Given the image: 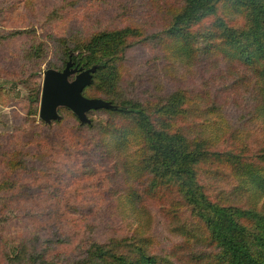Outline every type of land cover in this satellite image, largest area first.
<instances>
[{
	"label": "rangeland",
	"instance_id": "374dc122",
	"mask_svg": "<svg viewBox=\"0 0 264 264\" xmlns=\"http://www.w3.org/2000/svg\"><path fill=\"white\" fill-rule=\"evenodd\" d=\"M182 4L183 0H80L70 5L64 0H0V180H6L5 175L12 180L0 189V219L13 218L0 224V257L12 258L20 243L30 241V237L48 250L49 261L58 264L80 259L94 242L118 240L124 243L125 253L133 254L129 245L138 233L144 248L162 264L170 263L171 253L181 243L187 253L200 248L204 233L189 244L173 230L174 226L192 227L194 223L178 197L173 219H163L155 208L143 216L133 215L125 200L123 170L115 173L111 163L81 165L84 132L73 126L72 112L61 110L63 124L48 131L38 117L39 102L36 110L30 108L38 85L40 101L43 72L63 69V41L84 44L88 37L104 30L137 29L143 40L138 38L133 45L128 38L120 65L121 84L114 92L106 95L94 86L86 91L88 98L107 96L106 100L116 104L122 99L149 102L154 105L149 115H155L158 101L172 93L183 91L189 98L202 88L204 80L218 81L210 72L199 75L193 62L179 58L172 48L166 50L160 43L167 45L165 25ZM241 17H236L234 27L245 25L246 19ZM18 31L23 33L17 35ZM64 59L65 63L67 56ZM222 70L229 73L227 67ZM261 84L252 76L250 83H239L213 103L209 97L193 99V106H187L181 120L190 125L201 114L205 117L202 129L214 142L212 153L253 157L264 148V116L256 115L252 98L253 89ZM87 116L104 123L109 119L101 112ZM121 151L120 157L136 171L137 143L130 142ZM14 159L26 163L10 171L7 164ZM205 170L208 174L204 176ZM228 171L221 161L201 165L199 182L209 196L228 192L236 183L223 176Z\"/></svg>",
	"mask_w": 264,
	"mask_h": 264
},
{
	"label": "trees",
	"instance_id": "16d2710c",
	"mask_svg": "<svg viewBox=\"0 0 264 264\" xmlns=\"http://www.w3.org/2000/svg\"><path fill=\"white\" fill-rule=\"evenodd\" d=\"M64 1L70 5L80 0ZM237 16L246 19L244 26L234 27ZM165 27L163 35L167 45L160 42L162 47L172 48L179 58H188L198 68L199 75L210 72L211 78L218 81L204 80L202 88L196 89L189 98L183 91L172 93L158 101L155 115H149L154 106L149 102L122 99L116 104L106 100L107 96H94L89 98L102 99L116 107L90 111L107 114L109 119L105 123L90 120V124H81L66 108L59 109L62 115L59 121L40 123L51 131L53 125L60 126L65 120L61 110L69 112L75 120L73 126L84 132L85 157L81 165L111 163L115 173L123 170L127 182L125 200L133 215L143 216L148 209L155 208L163 219H173L174 200L176 197L181 200L194 223L192 227L174 226V232L189 244L192 238L203 233L204 236L195 252L187 253L189 250L179 244L167 264H264V148L253 157L245 158L232 152L212 153L210 147L214 142L202 129L205 117L201 114L190 125L181 120L193 99L209 97L213 103L239 83H250L252 76L263 83L253 89L252 98L256 115L264 116V0H183ZM22 33L18 31L17 35ZM128 38L133 45L134 40H143L139 30L124 28L100 31L88 37L84 44L63 41V68L70 56L77 67H96L84 96L94 86H98L99 92L111 95L117 84H121L120 65L124 62ZM76 51L79 53L73 57L71 54ZM222 67H227L229 73ZM38 102L39 85L30 99V108L36 110ZM130 142L137 143V165L133 172L120 157L121 150ZM217 161L229 169L223 174L226 180L232 178L236 183L228 192H219L214 197L205 192L199 174L204 162ZM25 163L22 159L10 160L7 168L15 171ZM204 172V176L208 174ZM5 176L6 180H0V189L12 182L9 175ZM260 200L263 202L258 205ZM4 221L0 219V224ZM10 221L13 218L5 222ZM136 241L128 244L133 254L125 253L124 243L118 240H111L109 244L91 243L83 256L71 264H162L144 248L141 233L137 234ZM27 253L29 258L25 257ZM47 255L48 250L33 243L30 237V241L20 243L15 256L0 257V264H58L49 261Z\"/></svg>",
	"mask_w": 264,
	"mask_h": 264
},
{
	"label": "water",
	"instance_id": "95a60500",
	"mask_svg": "<svg viewBox=\"0 0 264 264\" xmlns=\"http://www.w3.org/2000/svg\"><path fill=\"white\" fill-rule=\"evenodd\" d=\"M74 65L70 56L61 71L47 69L43 72L38 111V117L42 122L50 124L59 121L61 119L59 109L66 108L81 124H90L87 116L90 111L116 108L110 102L83 95L85 88L91 84L96 67L83 69Z\"/></svg>",
	"mask_w": 264,
	"mask_h": 264
},
{
	"label": "flooded vegetation",
	"instance_id": "af4514ba",
	"mask_svg": "<svg viewBox=\"0 0 264 264\" xmlns=\"http://www.w3.org/2000/svg\"><path fill=\"white\" fill-rule=\"evenodd\" d=\"M75 66V65H74Z\"/></svg>",
	"mask_w": 264,
	"mask_h": 264
}]
</instances>
